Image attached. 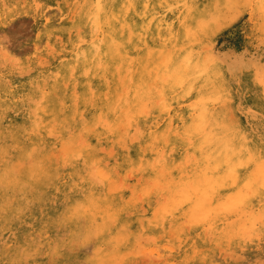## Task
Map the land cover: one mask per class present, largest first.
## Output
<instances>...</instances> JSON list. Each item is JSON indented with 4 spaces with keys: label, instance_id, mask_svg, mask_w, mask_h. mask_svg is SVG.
Returning a JSON list of instances; mask_svg holds the SVG:
<instances>
[{
    "label": "rangeland",
    "instance_id": "374dc122",
    "mask_svg": "<svg viewBox=\"0 0 264 264\" xmlns=\"http://www.w3.org/2000/svg\"><path fill=\"white\" fill-rule=\"evenodd\" d=\"M108 1L0 0V264H264L258 1L111 0V65ZM238 189L250 204L226 208Z\"/></svg>",
    "mask_w": 264,
    "mask_h": 264
},
{
    "label": "bare ground",
    "instance_id": "6f19581e",
    "mask_svg": "<svg viewBox=\"0 0 264 264\" xmlns=\"http://www.w3.org/2000/svg\"><path fill=\"white\" fill-rule=\"evenodd\" d=\"M159 1V0H158ZM258 1V4H259V6H260V10L262 11V14L261 15H263L261 18L264 20V10H262V8H261V5L262 4H264V0H257ZM104 2V1H103ZM164 2V1H163ZM102 4V3H101ZM104 4V3H103ZM110 4H111V0H109L108 2H107V4H105V5H99L98 6V10L95 8V10H97L98 12H100V24H101V28H103V30H105L106 32H107V36H106V34H105V38L104 39H100V40H102V42H101V47H102V49L99 51V54H98V58H103V57H105L104 59L106 60V61H108L109 62V64L111 65L112 63H114L115 62V60H114V58H113V56H112V54H111V52H110V49H109V47H108V39L115 33V30H114V25H113V23H112V18H113V12L111 11V7H110ZM144 4V3H143ZM147 4V3H146ZM157 4H158V2H157ZM176 4H178V2L176 3ZM258 4H257V6H258ZM182 5V4H181ZM255 5V4H254ZM147 6V5H146ZM171 6V5H170ZM168 7L169 9L171 8V7H173V6H171V7ZM183 6H184V10H186V11H189V10H192L193 11V13H197V7L195 6V4L194 3H190L189 2V0H185V2H183ZM167 7L165 8V9H167ZM126 8V7H125ZM124 8V9H125ZM158 8V7H157ZM182 8V7H181ZM180 8V9H181ZM259 8V7H258ZM258 8H256V9H258ZM164 9V8H163ZM168 9V10H169ZM254 9V8H253ZM94 10V11H95ZM115 10V9H114ZM153 10V9H152ZM96 11V12H97ZM116 11V10H115ZM118 11V10H117ZM151 11V10H150ZM181 11V10H180ZM179 11V12H180ZM185 11V12H186ZM123 12H124V10H123ZM122 12V13H123ZM255 12V11H254ZM118 13V12H117ZM120 13V12H119ZM121 13V14H122ZM163 13V12H162ZM177 13V12H176ZM144 14V13H143ZM167 14V13H166ZM97 15H98V13H97ZM153 15V14H152ZM123 16V15H122ZM154 16V15H153ZM177 16V15H176ZM258 17H259V14L257 15ZM255 17H256V14H255ZM99 18V17H98ZM121 18V17H120ZM123 18V17H122ZM174 19H175V17H173ZM257 18V17H256ZM46 19V18H45ZM150 19H151V17H150ZM178 19V18H177ZM147 20V19H146ZM152 20V19H151ZM182 20V19H181ZM180 20V21H181ZM257 20V19H256ZM116 21V20H115ZM147 21H149V20H147ZM146 21V22H147ZM124 22V21H123ZM131 22V21H130ZM150 22V21H149ZM262 22V21H261ZM264 22V21H263ZM126 23V22H125ZM138 23V22H137ZM176 23V22H175ZM174 23V24H175ZM132 24V23H131ZM140 24V23H139ZM138 24V25H139ZM126 25V24H125ZM187 25V24H186ZM51 26V25H50ZM121 26V23H120V25H119V27ZM130 26V25H129ZM140 26H141V24H140ZM149 26V25H148ZM155 26V25H154ZM137 27L138 26H136L135 25V29H137ZM152 27H153V24H152ZM175 27V26H174ZM182 28H184V27H182ZM187 28H189V27H187ZM121 29V28H120ZM143 29V28H142ZM155 29V28H154ZM185 30H186V28H185ZM119 32V31H118ZM121 32V31H120ZM129 32V31H128ZM187 32V31H186ZM189 32V31H188ZM136 33H138V31L136 32ZM140 33V32H139ZM189 33H191V32H189ZM120 34V33H119ZM126 34V33H125ZM186 34V33H185ZM181 35H182V33H181ZM191 35V34H190ZM179 37V36H178ZM186 37V36H185ZM97 40H98V38H97ZM96 40V41H97ZM112 40H114L113 38L111 39V42H112ZM117 40V39H116ZM99 41V40H98ZM149 41V40H148ZM178 39H176V41L175 42H173L174 44H172V45H175V44H177L178 42ZM145 42V41H144ZM90 43V42H89ZM93 43V42H92ZM92 43H91V45H92ZM109 43H110V41H109ZM114 43H115V40H114ZM114 43H112L113 45H114ZM117 43V42H116ZM95 44V43H94ZM94 44H93V47H94ZM96 44H99V43H96ZM95 44V45H96ZM179 44V43H178ZM65 45V44H64ZM146 45V44H145ZM98 45H96V47H97ZM122 46V45H121ZM151 46V45H150ZM146 47V46H145ZM177 47L179 48V47H181L180 45H177ZM184 47V46H183ZM114 48H115V46H114ZM141 48V47H140ZM89 49V48H88ZM87 49V50H88ZM97 49V48H96ZM96 49H94L95 51H96ZM138 49V48H137ZM115 50H116V48H115ZM112 51V50H111ZM117 51V50H116ZM88 52V51H87ZM97 52V51H96ZM115 52V51H114ZM126 52V51H125ZM95 53V52H94ZM94 53L92 52V54L94 55ZM137 53V52H136ZM184 53V52H183ZM91 54V55H92ZM119 54V53H118ZM125 54V53H124ZM144 54V53H143ZM146 54V53H145ZM77 55V54H76ZM87 55H88V53H87ZM114 55V54H113ZM116 55V54H115ZM126 55V54H125ZM140 55V54H139ZM173 55H174V52H173ZM178 54L176 53V55H174V58H173V63L175 64V62L177 61V60H175V59H177L175 56H177ZM118 56V55H117ZM120 56V55H119ZM123 56V55H122ZM121 56V57H122ZM126 57V56H125ZM135 57V56H134ZM139 57V56H138ZM145 57H146V55H145ZM152 57V56H151ZM97 58V59H98ZM140 58V57H139ZM185 58H186V56H185ZM146 59V58H145ZM93 60H95V63H91V61H89L90 62V64H91V66H93V67H95V65H96V59L94 58ZM141 60H144V59H141ZM145 61V60H144ZM150 61H151V63H152V61H153V58H151L150 59ZM186 61V60H185ZM92 62H94V61H92ZM179 62V61H178ZM150 63V64H151ZM102 64V63H101ZM137 66H136V72H137V78H138V82H139V84H140V86H138V89L137 90H139L140 88H142V90H143V92H145V89H144V87H146L148 84H147V82H146V80H145V78L143 77V69H142V71H140L141 70V68H143V63H140V61H139V63L138 64H136ZM186 65V64H185ZM198 65H200V64H198ZM98 66V65H97ZM148 66H150V65H148ZM178 66V65H177ZM193 67L192 68H195V66L194 65H192ZM196 69V68H195ZM194 69V70H195ZM173 71H175V70H173ZM196 71V70H195ZM197 76V75H196ZM184 78V77H183ZM187 79V78H186ZM195 79V80H194ZM197 80V78H195V77H192L190 80H188L187 82L189 83V85L191 84V82H194V81H196ZM176 83V82H175ZM241 83V82H240ZM153 86V85H152ZM148 87V86H147ZM160 87H161V85H160ZM171 87V86H170ZM175 87V86H174ZM177 88V87H176ZM101 89V88H100ZM159 89V88H158ZM192 89V88H191ZM137 90L135 91V93L137 92ZM149 90V89H148ZM147 90V91H148ZM163 90V89H162ZM161 90V91H162ZM166 90V89H165ZM153 92V91H152ZM184 92V91H183ZM150 93H151V91H150ZM187 93H189V92H187ZM165 94V93H164ZM171 94V93H170ZM169 94V95H170ZM115 95V94H114ZM144 95H145V93H144ZM168 95V94H167ZM2 96V95H1ZM146 96V95H145ZM105 97V96H104ZM115 97V96H114ZM114 97H113V99H114ZM120 97V96H119ZM179 97V96H178ZM97 98V97H96ZM115 100V99H114ZM118 99H116V101H117ZM175 100H177V97H176V99ZM98 101V100H97ZM115 102V101H114ZM130 102H131V100H130ZM135 103H136V101L135 100H133V102H132V104L133 105H135ZM131 104V105H132ZM115 107V106H114ZM96 108H98L99 109V111H100V113L101 114H105V113H107L108 111H107V109H108V107H107V109H106V106L105 105H100V104H98L97 103V106H96ZM5 109V108H4ZM107 111V112H106ZM135 116H137V115H135ZM139 116V115H138ZM197 117H198V115H197ZM198 118H200V116L198 117ZM130 119V118H129ZM120 122H121V120H119V118H116V117H113V125H115L116 127L117 126H120ZM192 122V121H191ZM204 122V121H203ZM142 123H143V121H142ZM198 123L199 124H204V123H200L199 121L197 122V124H196V122H195V125L197 126L198 125ZM144 124V123H143ZM150 124H151V122H150ZM141 125V124H140ZM194 125V124H193ZM195 125L193 126V128L195 127ZM142 126V125H141ZM152 126V125H151ZM155 126V125H154ZM4 127V126H3ZM143 127V126H142ZM160 127V126H159ZM202 127V125L199 127V125H198V128H201ZM192 128V129H193ZM13 129V128H12ZM48 129H50V128H48ZM161 129V128H160ZM206 129V128H205ZM195 130V129H194ZM199 130V129H198ZM179 131V130H178ZM209 131V130H208ZM153 132V131H152ZM200 132V131H199ZM159 134V133H158ZM179 134V133H178ZM185 134V133H184ZM208 134H210L209 132H208ZM240 134V133H239ZM8 135V134H7ZM162 135V134H161ZM223 135V134H222ZM91 136V135H90ZM148 136V135H147ZM159 136V135H158ZM164 136V135H163ZM187 136V135H186ZM207 136H209V135H205L204 136V140H205V137H206V140L208 139L207 138ZM233 136V135H232ZM231 136V137H232ZM240 136H241V134H240ZM25 137V136H24ZM188 137V136H187ZM199 137V136H198ZM210 137H211V134H210ZM217 137V136H216ZM230 137V140H231V142L232 143H234L235 145H237V139H236V137H232L231 138ZM149 138V137H148ZM152 138V137H151ZM214 138V137H213ZM212 138V139H213ZM163 139H164V137H163ZM239 139V138H238ZM243 139L244 138H242V140H240V141H242L243 142ZM203 140V141H204ZM209 140V139H208ZM211 140V139H210ZM214 140V139H213ZM212 140V141H213ZM217 139H215L214 141H216ZM147 141V140H146ZM145 141V142H146ZM152 141V140H151ZM169 141V140H168ZM177 141V140H176ZM189 141V140H188ZM191 141V140H190ZM202 141V140H201ZM239 141V140H238ZM247 141V140H246ZM10 142V141H9ZM164 142V141H163ZM193 142V141H192ZM221 142L223 143L224 142V138H220L217 142H216V145L215 146H213V147H210L209 149H204V150H202L201 151V156L202 157H205V158H209L208 160H210L212 163H214V162H216V160H218V161H220L219 159H217V149H218V147H219V145L221 144ZM147 143H150V142H147ZM154 143H155V141H154ZM195 143V142H194ZM200 143V142H199ZM198 143V145L197 146H201V144H199ZM207 143V142H206ZM244 143V142H243ZM162 144V143H161ZM204 144V143H203ZM142 144H140V146H141ZM207 145V144H206ZM209 145H210V142H209ZM214 145V144H213ZM146 146V145H145ZM158 146V145H157ZM161 146V145H160ZM195 146H196V144H195ZM194 146V147H195ZM224 146H226V145H224ZM228 146V145H227ZM260 146V145H259ZM187 147V146H186ZM240 147V146H239ZM242 147V146H241ZM34 148V147H33ZM39 148V147H38ZM142 148V147H141ZM198 148V147H197ZM200 148V147H199ZM207 148V147H206ZM226 148H228V147H226ZM261 148V147H260ZM143 149V148H142ZM192 149V148H191ZM220 149V148H219ZM225 149V148H224ZM245 149H246V147H245ZM250 149V148H249ZM186 150H187V148H186ZM196 150V149H195ZM194 150V151H195ZM247 150V149H246ZM259 150V149H258ZM188 151V150H187ZM222 152H223V150H221ZM229 152H230V150H228ZM33 152V151H32ZM225 152V154H226V150L224 151ZM232 152V151H231ZM238 152V151H237ZM14 153V152H13ZM190 153H192V152H190ZM233 153H235V152H232V153H230V154H233ZM247 153H249V152H247ZM183 154V153H182ZM181 154V155H182ZM185 154V153H184ZM224 154V153H223ZM222 154V155H223ZM250 154V153H249ZM197 155V154H196ZM233 155H235V154H233ZM236 155H237V153H236ZM248 155V154H247ZM246 155V156H247ZM260 155H263V154H260ZM218 156H219V154H218ZM221 156V155H220ZM226 155H223V157H224V159L225 158H227V157H225ZM228 156V155H227ZM242 156V155H241ZM246 156H244L243 158H245ZM33 157V156H32ZM197 157V156H196ZM200 157V156H199ZM231 157V156H230ZM229 157V158H230ZM249 157H251V156H249ZM235 158H236V156H235ZM200 159V158H199ZM220 159H221V157H220ZM233 159V158H232ZM246 160L248 159L247 157L245 158ZM175 160V159H174ZM198 160V159H197ZM207 160V161H208ZM235 160H237V158L235 159ZM244 160V159H243ZM245 160V161H246ZM249 160V159H248ZM251 160V159H250ZM176 161V160H175ZM191 161V160H190ZM196 161V160H195ZM222 161V160H221ZM220 161V162H221ZM225 160H223V162H224ZM238 161V160H237ZM240 161V160H239ZM238 161V162H239ZM189 162V161H188ZM228 162V161H227ZM226 162V163H227ZM232 162V161H231ZM242 162V161H241ZM253 162V161H252ZM186 163V162H185ZM201 163V162H200ZM229 163V162H228ZM237 163V162H236ZM243 163V162H242ZM241 163V164H242ZM251 163V162H250ZM260 163H262V160H260ZM199 164V163H198ZM221 164H223V163H221ZM238 164V163H237ZM246 164V163H245ZM186 165V164H185ZM197 165V164H196ZM202 165V164H201ZM210 165V164H209ZM215 165H216V163H215ZM214 165V166H215ZM218 165V164H217ZM216 165V166H217ZM228 165H230L231 166V163L230 164H228ZM216 166L214 167L215 169H216ZM235 166H239V165H235ZM241 166V165H240ZM248 166V165H247ZM183 167V166H182ZM218 167V166H217ZM244 167V166H243ZM242 167V168H243ZM253 167V166H252ZM251 167V168H252ZM201 168V167H200ZM203 168V167H202ZM234 169V166L233 167H231V169ZM241 168V167H240ZM175 169V168H174ZM173 169V170H174ZM219 169V168H218ZM227 169V168H226ZM230 168H229V170H231ZM232 169V170H233ZM262 169H264V167H259V164H256V166H255V170L253 171V173L255 174V176L257 177V180H258V184L259 185H264V171H262ZM177 170H178V168H177ZM201 170V169H200ZM201 171H203V170H201ZM223 171V170H222ZM225 171V170H224ZM181 172V171H180ZM204 172V171H203ZM227 172L229 173V172H232V173H234L233 175H235V172H233V171H228V169H227ZM243 172H245V171H243ZM205 173H206V171H205ZM215 173V172H214ZM216 173H218V172H216ZM215 173V174H216ZM248 173V172H247ZM177 174V173H176ZM175 174V175H176ZM222 174V173H221ZM227 174V173H226ZM207 175H210L211 176V174H207ZM206 175V176H207ZM217 175V174H216ZM232 175V176H233ZM242 175V174H241ZM240 175V176H241ZM246 175V174H245ZM180 176H181V174H180ZM209 176V177H210ZM232 176H231V179H233L232 178ZM238 176V175H237ZM250 176V175H249ZM208 177V176H207ZM208 177V180L210 179ZM212 177V176H211ZM233 177H235L236 178V176H233ZM239 177V176H238ZM228 178H230V177H228ZM178 179V178H177ZM181 179V178H180ZM239 179V178H238ZM252 179L253 178H251V180L250 181H252ZM230 181V180H229ZM246 181V180H245ZM180 182V181H179ZM231 182L233 183L234 181L233 180H231ZM229 183V185L230 184H232V183ZM240 182V181H239ZM220 184H222V183H220ZM220 184H219V186H220ZM226 184H228V182L226 183ZM225 184V186H227ZM234 184V183H233ZM249 184H251V182L249 183ZM222 185H224V184H222ZM242 185V184H241ZM243 185H244V181H243ZM245 185H247V184H245ZM245 185H244V187H245ZM258 185V186H259ZM212 186V185H211ZM210 186V187H211ZM234 186V185H233ZM232 186V187H233ZM254 186V185H253ZM215 187H217L218 188V183H216L215 184V186H214V184H213V188H215ZM224 187V186H223ZM241 187V186H240ZM256 187V186H255ZM212 187H211V189H213ZM221 188V187H220ZM229 188V187H228ZM222 189V188H221ZM241 189V188H240ZM247 189H249L250 190V188H248L247 187ZM256 189V188H255ZM187 190V189H186ZM218 190V189H217ZM17 191V190H16ZM259 191V190H258ZM195 192V191H194ZM215 192V191H214ZM232 192V191H231ZM243 192H245L244 190H243ZM224 194H225V192H223ZM222 194V193H221ZM223 194V195H224ZM247 194H248V192H247ZM249 194H250V191H249ZM251 194H253V193H251ZM246 198H249V197H247V196H245V195H243V193H241V191L238 189L237 190V192L236 193H228L227 195H226V198H225V201L223 202L224 203V205H225V207L226 208H231V204H235V205H238V207L239 206H244V205H247L248 206V204H250V202H249V200H247ZM264 198V197H263ZM223 200V199H222ZM245 201V202H244ZM230 206V207H229ZM233 207V206H232ZM236 208H237V206H236ZM242 208V207H241ZM254 208V207H253ZM252 208V209H253ZM215 209V208H214ZM239 209V208H238ZM234 210V209H233ZM243 210V209H242ZM241 211V210H240ZM243 211H246V209H244ZM242 211V212H243ZM247 211H249L250 213H252L250 210H248L247 209ZM213 212H216V211H213ZM218 212V211H217ZM245 213V212H244ZM243 214V213H242ZM247 214V213H246ZM239 215H240V212H239ZM217 216V215H216ZM253 216V215H252ZM255 216H253V218H254ZM219 218H221V217H219ZM218 218V219H219ZM225 218V217H224ZM251 219H252V217H251ZM255 219H256V217H255ZM254 219V220H255ZM222 220V219H221ZM224 220V219H223ZM256 221V220H255ZM251 222V221H250ZM252 222L250 223V225L252 226Z\"/></svg>",
    "mask_w": 264,
    "mask_h": 264
},
{
    "label": "snow or ice",
    "instance_id": "6c2138e0",
    "mask_svg": "<svg viewBox=\"0 0 264 264\" xmlns=\"http://www.w3.org/2000/svg\"><path fill=\"white\" fill-rule=\"evenodd\" d=\"M262 10H264V4L261 5ZM262 79H264V72H262ZM262 141H264V135H262ZM262 153H264V143H262ZM262 171H264V169H262ZM237 264H239V262H237Z\"/></svg>",
    "mask_w": 264,
    "mask_h": 264
}]
</instances>
